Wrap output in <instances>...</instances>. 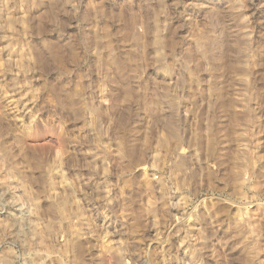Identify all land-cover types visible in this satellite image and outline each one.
I'll use <instances>...</instances> for the list:
<instances>
[{
	"label": "rangeland",
	"instance_id": "1",
	"mask_svg": "<svg viewBox=\"0 0 264 264\" xmlns=\"http://www.w3.org/2000/svg\"><path fill=\"white\" fill-rule=\"evenodd\" d=\"M0 264H264V0H0Z\"/></svg>",
	"mask_w": 264,
	"mask_h": 264
},
{
	"label": "bare ground",
	"instance_id": "2",
	"mask_svg": "<svg viewBox=\"0 0 264 264\" xmlns=\"http://www.w3.org/2000/svg\"><path fill=\"white\" fill-rule=\"evenodd\" d=\"M6 5H7V4H6ZM9 7H10V6H9ZM7 8H8V7H7ZM10 8H11V7H10ZM25 12H26V11H25ZM14 15H15V14H14ZM14 17H15V16H13V15L10 14V16H8V18L6 19L7 22H8V24H9V26H10V27L12 26L13 28H14V26H13V25H14V22L16 21ZM12 27H11V28H12ZM160 38H163V37H160ZM8 42H9V41H8ZM157 42H158V41H157ZM22 56H23V55H22ZM22 56H21V57H22ZM23 61H24V60H23ZM182 171H183V170H182ZM180 204H181V203H180ZM18 226H19V225H18ZM18 226H17V227H18ZM19 231H20V229H19ZM109 242H110V241H109ZM108 244H109V243H108Z\"/></svg>",
	"mask_w": 264,
	"mask_h": 264
}]
</instances>
